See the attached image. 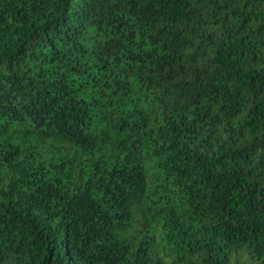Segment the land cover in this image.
<instances>
[{"label": "trees", "instance_id": "trees-1", "mask_svg": "<svg viewBox=\"0 0 264 264\" xmlns=\"http://www.w3.org/2000/svg\"><path fill=\"white\" fill-rule=\"evenodd\" d=\"M0 264H264V0H0Z\"/></svg>", "mask_w": 264, "mask_h": 264}]
</instances>
